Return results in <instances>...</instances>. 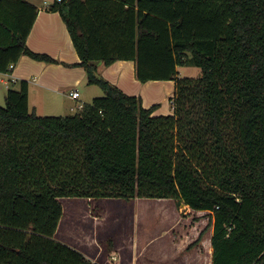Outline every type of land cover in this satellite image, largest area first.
<instances>
[{
  "label": "trees",
  "instance_id": "16d2710c",
  "mask_svg": "<svg viewBox=\"0 0 264 264\" xmlns=\"http://www.w3.org/2000/svg\"><path fill=\"white\" fill-rule=\"evenodd\" d=\"M87 81L104 95L74 115L29 109V85L0 105V264H100L54 239L62 197L182 199L211 215L213 264H264V0H54ZM38 7L0 0V73L33 51ZM136 64L173 80L153 114L98 72ZM201 68L180 76L179 66Z\"/></svg>",
  "mask_w": 264,
  "mask_h": 264
},
{
  "label": "crops",
  "instance_id": "0c3cea01",
  "mask_svg": "<svg viewBox=\"0 0 264 264\" xmlns=\"http://www.w3.org/2000/svg\"><path fill=\"white\" fill-rule=\"evenodd\" d=\"M38 7V14L27 38L28 46L35 52L46 53L57 59L58 62H46L23 55L9 72L0 73V96L10 87L19 88L20 82L26 80L29 85V109L38 115L63 114L74 108L71 100L80 99L85 94L90 100L96 96L95 85L87 81L84 67L74 65L80 62L67 25L58 11L50 8L52 3H38L36 0H27ZM98 72L110 82L119 86L130 95L141 96L143 105L151 107L158 104L155 115L173 114L171 98L175 94L173 80H150L141 82L136 78V64L132 60H118L111 65L99 63ZM83 87V92L79 91ZM79 91L74 97L71 92ZM89 99H83L82 107ZM74 101V100H73ZM83 104V105H82ZM72 114V113H71ZM144 198L138 197L136 200ZM165 202L167 212L173 222L167 227L170 234L169 252L161 250L154 254V250L147 248L146 244L134 242L130 259L123 264H140L139 262H159L157 256L164 255L162 262L168 264H213V247L211 238L213 225L210 218L201 217L206 211L193 210L188 205L180 206L177 200L171 198L161 199ZM168 218V217H167ZM100 223L96 219L95 223ZM78 245L68 243L71 247L82 252L88 259L100 264H109L117 260L115 253H108V258L102 256L103 248L99 247L100 240L87 233L78 240ZM67 244V243H66ZM104 257L105 259L101 260ZM152 258V260H151ZM154 264V263H153Z\"/></svg>",
  "mask_w": 264,
  "mask_h": 264
},
{
  "label": "rangeland",
  "instance_id": "374dc122",
  "mask_svg": "<svg viewBox=\"0 0 264 264\" xmlns=\"http://www.w3.org/2000/svg\"><path fill=\"white\" fill-rule=\"evenodd\" d=\"M38 3H52L54 0H36ZM180 76L199 77L202 74L200 67L189 64L179 66ZM96 96H103L105 93L102 88L95 85ZM79 91L83 92V87L79 86ZM91 98V99H93ZM83 99H89L85 94L79 99L71 100L73 110L63 112V114H53L56 116L74 115L81 112ZM92 100H88V103ZM5 94L0 96V105L5 106ZM83 105V104H82ZM72 113V114H71ZM52 115V114H47ZM135 198L107 197V198H82V197H62L60 198L64 213L60 219L58 229L54 239L63 243H72L78 245L81 236L87 233L93 234L97 240H100L99 247L103 248V255L108 258V253L116 254L117 260L112 261L110 257L109 264H123L133 254L132 247L134 242L140 245H147V248L154 250V254H159L161 250H170V234L167 227L173 222L169 219V212L166 211L165 202L160 198H144L136 200ZM166 213L168 214L166 216ZM168 217V218H167ZM201 217L210 218L209 213ZM100 219V223H95ZM150 250V252H151ZM164 255L157 256L159 262L148 264H168L162 262ZM104 257L101 260L105 259ZM147 264V262H139Z\"/></svg>",
  "mask_w": 264,
  "mask_h": 264
},
{
  "label": "built area",
  "instance_id": "2783aa9c",
  "mask_svg": "<svg viewBox=\"0 0 264 264\" xmlns=\"http://www.w3.org/2000/svg\"><path fill=\"white\" fill-rule=\"evenodd\" d=\"M58 1H61V0H58ZM13 67H14V65L11 64L10 67H9V71H11L13 69ZM71 95L74 96V97H77V96H79V91L75 90L74 92H71Z\"/></svg>",
  "mask_w": 264,
  "mask_h": 264
},
{
  "label": "water",
  "instance_id": "95a60500",
  "mask_svg": "<svg viewBox=\"0 0 264 264\" xmlns=\"http://www.w3.org/2000/svg\"><path fill=\"white\" fill-rule=\"evenodd\" d=\"M177 201H178V203H179L180 206H182V207L185 208V205L186 204L184 203V201L182 199H178Z\"/></svg>",
  "mask_w": 264,
  "mask_h": 264
}]
</instances>
